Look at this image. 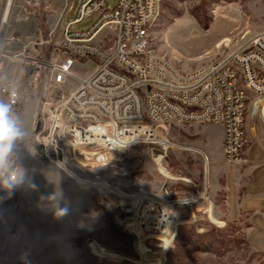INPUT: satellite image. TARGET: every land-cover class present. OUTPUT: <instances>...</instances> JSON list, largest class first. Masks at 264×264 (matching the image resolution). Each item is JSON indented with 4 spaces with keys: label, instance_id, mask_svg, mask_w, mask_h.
<instances>
[{
    "label": "rangeland",
    "instance_id": "374dc122",
    "mask_svg": "<svg viewBox=\"0 0 264 264\" xmlns=\"http://www.w3.org/2000/svg\"><path fill=\"white\" fill-rule=\"evenodd\" d=\"M6 2L0 0V28ZM29 2L13 0L0 37V82L20 91L13 117L23 132L0 166V264H264V160L246 155L252 140H264V100L250 97L238 165L223 163V129L207 123L161 126L154 140L127 146L147 129L108 137L105 146L72 150L62 170L44 158L35 126L40 102L68 94L78 79L49 89L50 71L42 69L37 87H30L25 63L57 62L79 0ZM117 2L108 0L107 8ZM93 22L70 29L87 30ZM263 31L264 0H162L149 35L160 59L185 74ZM115 33L105 30L98 42L111 46ZM224 38L230 42L218 47ZM10 173L20 186L15 193L7 191ZM12 235L21 251L10 248L7 255Z\"/></svg>",
    "mask_w": 264,
    "mask_h": 264
},
{
    "label": "built area",
    "instance_id": "2783aa9c",
    "mask_svg": "<svg viewBox=\"0 0 264 264\" xmlns=\"http://www.w3.org/2000/svg\"><path fill=\"white\" fill-rule=\"evenodd\" d=\"M107 2L79 0L74 20L62 32L57 62L25 63L30 87H37L42 69L50 71L49 89L60 90L66 79H78L68 94L40 102L34 140L44 158L66 171L72 150L105 146L108 137L119 140L147 129L127 146L154 140L161 126L213 123L223 129V163H242L247 105L251 96H264V31L222 60L182 74L168 67L150 44V27L162 0H118L111 10ZM28 4L37 6L38 0ZM91 18L87 30L70 29ZM105 30L116 31L109 47L98 42ZM86 65L91 66L86 75L75 73ZM20 103L18 88L0 82V104L12 116ZM19 188L16 174L10 173L7 191Z\"/></svg>",
    "mask_w": 264,
    "mask_h": 264
},
{
    "label": "clouds",
    "instance_id": "9594fccd",
    "mask_svg": "<svg viewBox=\"0 0 264 264\" xmlns=\"http://www.w3.org/2000/svg\"><path fill=\"white\" fill-rule=\"evenodd\" d=\"M23 135L22 130L17 126L15 118L10 114L7 105L0 104V164L7 159L14 141ZM185 203L187 200L184 201ZM67 209L57 212L63 215Z\"/></svg>",
    "mask_w": 264,
    "mask_h": 264
},
{
    "label": "crops",
    "instance_id": "0c3cea01",
    "mask_svg": "<svg viewBox=\"0 0 264 264\" xmlns=\"http://www.w3.org/2000/svg\"><path fill=\"white\" fill-rule=\"evenodd\" d=\"M2 16H1V18H2ZM258 145H260V146L258 147ZM256 146H257V148H256L257 150L254 152L253 148L256 147ZM221 148H222V140H221ZM246 155H247V158L249 160H252V161L253 160H257L259 157H262V159L264 160V140H259L257 142H254L252 140L251 141V146L248 148ZM221 157H222V155H221ZM220 163H221V161L217 162V163H213V166L217 167V166L220 165ZM248 203L251 204V205H255L256 204V202L252 201V200H250ZM30 207H32V205L25 206V213L29 210ZM16 217H17V220L19 218H21L20 211H18V215ZM15 239H16L15 236L12 235L11 239H9V240H7L5 242V249H7V255H8V251L10 250V248H13L14 250L15 249L17 250V248H18V250L20 249L19 251H21V248H20L21 245L18 244V243L15 244ZM31 240L32 239H29V240L27 239L26 241L28 242V241H31ZM27 242L25 243V246H27ZM26 250H27V247L25 249V252H24L25 254H23V256H28V255H26L27 254ZM15 254H19L20 255L21 252H19V253L15 252Z\"/></svg>",
    "mask_w": 264,
    "mask_h": 264
},
{
    "label": "bare ground",
    "instance_id": "6f19581e",
    "mask_svg": "<svg viewBox=\"0 0 264 264\" xmlns=\"http://www.w3.org/2000/svg\"><path fill=\"white\" fill-rule=\"evenodd\" d=\"M12 2L13 0H7L6 5H5V9H4V14H3V19L1 21V28H0V37L2 34V30L4 29V25L8 20V16L12 7ZM230 42L229 39L224 38L217 46L220 47L221 45H227ZM260 98H262L264 100V96H258Z\"/></svg>",
    "mask_w": 264,
    "mask_h": 264
},
{
    "label": "water",
    "instance_id": "95a60500",
    "mask_svg": "<svg viewBox=\"0 0 264 264\" xmlns=\"http://www.w3.org/2000/svg\"><path fill=\"white\" fill-rule=\"evenodd\" d=\"M38 130V127L35 128V132Z\"/></svg>",
    "mask_w": 264,
    "mask_h": 264
}]
</instances>
